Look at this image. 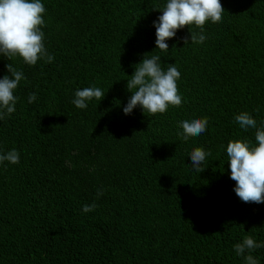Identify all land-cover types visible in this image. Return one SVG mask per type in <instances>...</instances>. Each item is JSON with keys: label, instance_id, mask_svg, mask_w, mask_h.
Here are the masks:
<instances>
[{"label": "trees", "instance_id": "trees-1", "mask_svg": "<svg viewBox=\"0 0 264 264\" xmlns=\"http://www.w3.org/2000/svg\"><path fill=\"white\" fill-rule=\"evenodd\" d=\"M42 3L53 62L0 55V79L10 62L26 77L0 121V153L20 156L0 164V264H245L234 245L264 242V203L237 197L226 147L255 144L256 129L235 122L241 112L264 127V0H221L223 20L205 24L203 44L185 45V27L167 53L154 27L166 0ZM146 53L177 67L182 105L126 115V85ZM85 87L105 97L79 109L72 100ZM195 118H207V131L182 140L179 122ZM196 147L211 153L201 173ZM251 254L264 264V247Z\"/></svg>", "mask_w": 264, "mask_h": 264}, {"label": "clouds", "instance_id": "clouds-1", "mask_svg": "<svg viewBox=\"0 0 264 264\" xmlns=\"http://www.w3.org/2000/svg\"><path fill=\"white\" fill-rule=\"evenodd\" d=\"M162 15L154 21L156 29V45L160 52L167 53L169 45L166 41L173 39L177 32L185 27L190 29V41L184 38V43L203 44L207 39L203 29L208 21L220 23L225 12L221 0H166L162 8ZM45 5L42 0H0V55L9 61L19 58L24 64L35 66L38 61L52 63L54 57L45 47ZM199 28V33L193 31ZM144 54L142 61L135 65V72L128 79L126 88L132 93L123 112L128 115L140 107L147 116L165 114L169 108H179L182 105L178 81L181 73L174 64L167 70L160 66L161 56ZM10 75L0 79V121L11 116L16 111L18 97L15 90L26 77L22 70H17L13 63L6 65ZM104 92L99 87H85L77 89L72 103L79 109H86L88 102L93 99L103 100ZM37 99L32 93L28 102ZM258 111V110H257ZM235 122L244 131L256 129L255 144L247 139L231 140L226 147L230 179L235 181L234 192L244 203H264V127H257V121L248 112H241L235 116ZM151 125V124H150ZM149 125V127H150ZM207 118L182 120L178 133L184 141L190 137H197L207 131ZM211 155L202 147L194 148L189 156L191 166L197 172H203L202 167L206 157ZM171 159V158H170ZM18 151L12 149L7 153H0V164L7 161L18 164ZM102 194V193H98ZM97 205H84L82 211H94ZM264 247V242L257 243L251 236L234 245L236 255L243 257L245 264H259L251 254L254 250Z\"/></svg>", "mask_w": 264, "mask_h": 264}]
</instances>
